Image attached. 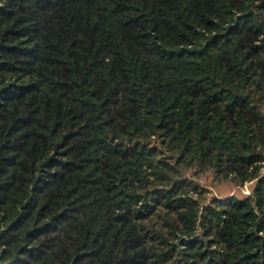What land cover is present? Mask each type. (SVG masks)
<instances>
[{"label":"trees","instance_id":"obj_1","mask_svg":"<svg viewBox=\"0 0 264 264\" xmlns=\"http://www.w3.org/2000/svg\"><path fill=\"white\" fill-rule=\"evenodd\" d=\"M263 167L264 0H0V264H264Z\"/></svg>","mask_w":264,"mask_h":264},{"label":"rangeland","instance_id":"obj_2","mask_svg":"<svg viewBox=\"0 0 264 264\" xmlns=\"http://www.w3.org/2000/svg\"><path fill=\"white\" fill-rule=\"evenodd\" d=\"M264 172V167H263ZM209 197L214 196L221 202H228L232 195L244 196L249 193L252 182H247L241 186L234 185L232 182L226 181L218 184H211L208 181Z\"/></svg>","mask_w":264,"mask_h":264}]
</instances>
